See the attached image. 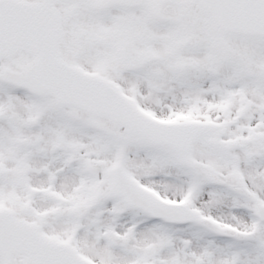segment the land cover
I'll return each mask as SVG.
<instances>
[{
	"label": "snow or ice",
	"instance_id": "snow-or-ice-1",
	"mask_svg": "<svg viewBox=\"0 0 264 264\" xmlns=\"http://www.w3.org/2000/svg\"><path fill=\"white\" fill-rule=\"evenodd\" d=\"M0 264H264V0H0Z\"/></svg>",
	"mask_w": 264,
	"mask_h": 264
}]
</instances>
